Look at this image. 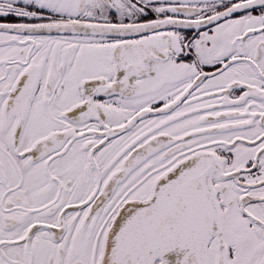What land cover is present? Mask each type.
<instances>
[{
    "label": "snow or ice",
    "instance_id": "1",
    "mask_svg": "<svg viewBox=\"0 0 264 264\" xmlns=\"http://www.w3.org/2000/svg\"><path fill=\"white\" fill-rule=\"evenodd\" d=\"M0 264H264V0H0Z\"/></svg>",
    "mask_w": 264,
    "mask_h": 264
}]
</instances>
